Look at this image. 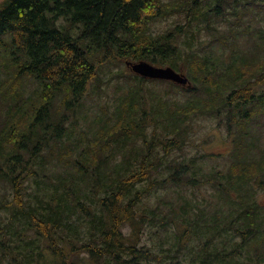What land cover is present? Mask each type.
Segmentation results:
<instances>
[{
	"label": "trees",
	"instance_id": "obj_1",
	"mask_svg": "<svg viewBox=\"0 0 264 264\" xmlns=\"http://www.w3.org/2000/svg\"><path fill=\"white\" fill-rule=\"evenodd\" d=\"M241 4L242 0H8L0 4V44L9 57L15 55L13 70L0 82V210L15 216L5 224L0 216V253L8 264H180L174 258L164 262L159 253L140 244L142 225L157 223L161 212L159 204L148 212L140 205L159 189L203 185H211L217 203L226 205L225 217L231 224L227 222L225 229L240 240H235L231 252L213 251L206 245L204 253L195 254L188 264H224L245 248L262 264L264 155L251 156L252 150H261L257 141L264 132L260 120L264 28L248 31L252 44L243 52L235 29L226 32L219 26L227 12L237 17ZM168 14L184 15L185 24L154 34L151 24ZM202 29L213 42H222L223 51L205 50ZM127 60L175 70L188 66L192 87L140 77L126 67ZM106 68H114V73L104 74ZM115 78L128 93L115 121L74 146L68 139L71 127L80 119L92 88L101 89L104 79ZM31 81L38 86L33 95L27 93ZM158 84L202 94L162 111L158 106L163 103L150 104L145 95L147 86ZM155 98L160 100L159 95ZM198 115L227 126L233 148L224 154H230L225 170L209 174L198 170L199 161L222 154L205 152L188 160L175 154L190 143L184 127ZM152 118L167 132L157 135L155 129L148 139L146 128ZM135 134L143 136V153L126 161L117 155L123 146L137 148ZM117 157L120 160L113 164ZM49 166L61 168L53 186L32 198L29 188L39 185ZM42 179L49 181L46 175ZM190 208V202L181 204L180 213L170 203L159 222L168 238V220L174 225L176 240L167 252L181 253L195 235L202 237L211 225H219L214 219L195 228L188 220ZM127 227L132 229L129 234ZM15 235L14 242L10 238Z\"/></svg>",
	"mask_w": 264,
	"mask_h": 264
},
{
	"label": "rangeland",
	"instance_id": "obj_2",
	"mask_svg": "<svg viewBox=\"0 0 264 264\" xmlns=\"http://www.w3.org/2000/svg\"><path fill=\"white\" fill-rule=\"evenodd\" d=\"M6 1L8 0H0V4H3ZM166 2H170V0H166ZM243 5H246L247 8L243 7ZM263 6L264 4L261 0H242V4L238 7L239 15H237V17L232 16V12H227L226 15H224L225 19H221L219 22V26L226 32L229 28L235 29V32L239 37V45L243 52L247 51L252 44V42L248 40V31L256 33L264 28V12L261 10ZM183 24H185L184 15L176 14L170 17V14H168L153 22L151 24V31L157 35ZM202 36L205 42L204 47L207 52H210L212 49L217 52L223 51L222 42H213V38L207 30L202 29ZM229 40L232 42L234 38L230 36ZM197 45L198 44L195 43V46ZM13 57H15V55L9 57L6 46L0 44V82L7 76L9 70H13ZM187 67L188 66H186L185 69L177 71L183 72L189 77ZM103 73H114V68H106ZM119 83L120 82L116 78L114 80L104 79L101 89H98L96 86L92 88L91 98L87 99V103L80 114V119L71 127L68 138L70 143L76 146V144L85 137L90 140L96 135L101 127H108L110 121H115L116 114L119 112L118 107L121 99L128 94L126 90L119 88ZM37 87L35 81L29 82L27 84V93L33 95ZM201 94V91L185 92L180 88H171L168 84H158V86L150 85L147 86V91H145L148 103L157 106V103L160 101L164 104V106H158L162 111H166L170 108L172 109L177 102L183 104L189 100H194L195 97ZM156 95L160 96V100L155 98ZM157 115L158 117L161 116L158 112ZM178 118L179 116L175 115V119ZM150 120L153 123H150L146 128L148 139L152 138L155 129L157 135H160L162 132L164 134L167 132L165 127L160 125L157 118H152ZM260 120H264V116H261ZM71 122H74V120ZM186 124L187 126L184 128L190 134L191 141L185 147L183 152L175 153L177 157L181 158V160H188L196 155H203L205 152L222 154L221 156L214 157L210 160L205 159L199 161L198 170L204 174L225 170L228 165L227 158H230V154L227 156L224 154L233 148L231 144L232 141L228 139L227 126L225 124L220 125L218 119L206 115L192 116L188 119ZM261 128L264 130V125H262ZM135 138H139L137 139V148L130 149V146H123L117 156L124 157L126 161H128L134 156L141 155L143 153L142 148L145 145L143 136H137L135 134ZM257 142L262 144V148L259 151L252 150V158H259L261 155H264V132ZM82 143L84 144L83 141ZM119 160L120 158L117 157L112 160V163L115 164ZM60 169L59 166H49L41 173L40 180L42 181H40L39 185L34 183L29 188V192L33 195L32 198L36 196V193H42L45 188L53 186L54 175L59 172ZM43 175H46L51 183L48 179L44 181L42 179ZM0 189L2 190V186ZM213 194L214 189L211 185H203L198 188L188 187L186 189L169 186L167 189L154 191L152 195L140 205V210L148 212L151 207H155L159 204L161 206V212L158 214L157 223L147 227L142 225L140 244L149 246L155 252L159 253L164 262H169L174 258L175 263L180 262V264H188L192 260V257L197 253L203 254L206 245H208L210 250L213 251L231 252L234 248L235 240H240V238L233 236L232 234H227L228 232L225 229V224L228 222V219L225 217L226 214L224 212L227 211L226 205L223 202L218 204L216 198L213 197ZM187 202L191 203L188 220L192 226L198 229L201 225L204 227L207 222L210 223L214 219H219V225H211V228L204 232L202 237L195 235L193 239L194 242H192V244L181 253H176L175 251L167 252L166 248L169 249L172 247L171 244L176 240L174 225L170 219L171 216H169L168 234L170 235V238H168L167 234L162 231L163 227L160 226L159 222L165 217L164 214H166L165 212L170 207V203L175 204L179 212L183 213V210H180V205ZM0 216H2V222L4 224L8 223L11 218L15 217L7 210H0ZM177 221L180 220L177 219ZM230 224L229 221L227 225ZM13 227H17L16 220L13 222ZM131 231V227L125 229L126 234H129ZM2 238L3 236L1 235L0 240ZM10 240L14 242L17 241L16 235L10 238ZM173 249L176 248L174 247ZM242 252V255L228 257L224 264H257L258 259L252 253H249L247 248L243 249ZM0 256V264H8L7 257L2 253H0ZM146 264L158 263L152 262ZM262 264H264V261Z\"/></svg>",
	"mask_w": 264,
	"mask_h": 264
},
{
	"label": "water",
	"instance_id": "obj_3",
	"mask_svg": "<svg viewBox=\"0 0 264 264\" xmlns=\"http://www.w3.org/2000/svg\"><path fill=\"white\" fill-rule=\"evenodd\" d=\"M127 67L134 73L149 80L171 81L176 84L192 87L188 76L183 72H178L172 67H158L148 61H126Z\"/></svg>",
	"mask_w": 264,
	"mask_h": 264
}]
</instances>
